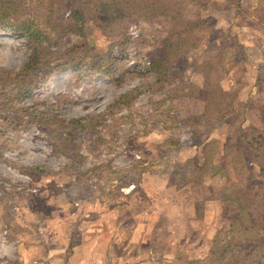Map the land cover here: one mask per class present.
<instances>
[{
	"label": "rangeland",
	"instance_id": "1",
	"mask_svg": "<svg viewBox=\"0 0 264 264\" xmlns=\"http://www.w3.org/2000/svg\"><path fill=\"white\" fill-rule=\"evenodd\" d=\"M89 1L0 7L19 22L54 11L52 25L74 26L72 10ZM216 1L195 8L210 36L177 61L160 45L165 18L125 11L98 16L101 28L88 18L62 41L93 44L87 61L30 95L6 84L27 59V38L0 32V264L69 260L83 233L98 231L102 245L111 228L104 264H264V0ZM220 53L223 86L239 96L217 123L189 92L207 91L216 70L201 66ZM156 61L168 68L161 81Z\"/></svg>",
	"mask_w": 264,
	"mask_h": 264
},
{
	"label": "trees",
	"instance_id": "2",
	"mask_svg": "<svg viewBox=\"0 0 264 264\" xmlns=\"http://www.w3.org/2000/svg\"><path fill=\"white\" fill-rule=\"evenodd\" d=\"M111 1L114 2L113 5ZM116 2V3H115ZM119 4H118V3ZM216 0H92L85 2L84 7H76L72 10V20L74 26L66 23L51 24L54 11L45 13L43 22L35 20H26L19 22L13 18L10 8L0 7V32L9 33L14 37H25L29 46V54L25 63L17 70L11 71L6 84L10 86V92L17 94L30 95L35 89L40 88L42 83L46 81L56 70L67 64H80L81 61L91 55L93 44L84 43L82 46L75 43L65 42L63 39L70 32L71 28H75L82 34L86 31L87 19L94 18V23L101 28V19L98 16L110 17L120 16L126 11L130 16L140 14L145 17L158 18L162 17L170 22L169 30L165 37L160 41V45L165 56L170 60H178L187 56L190 52L197 50L203 41L208 39L212 27L208 18L198 15L197 9L200 7L210 6ZM94 13V14H93ZM105 22V21H103ZM209 23V24H208ZM42 24V25H41ZM54 33V37H53ZM86 42V41H85ZM67 43V44H66ZM63 44V45H62ZM66 44V45H65ZM85 54L81 56L83 49ZM223 53L212 57L208 56L201 66L206 74L215 69L213 76H206L205 85L206 92H199V88L194 85L190 89L189 98L202 94L204 96V109L202 119L211 120L216 117V122L220 123L226 117L223 115L225 111L230 110L239 96V92L225 89L223 86L224 77L220 72L221 58ZM90 58V57H89ZM157 80H163L168 71L166 64L157 62L150 68ZM212 81V82H211ZM130 93V92H128ZM125 93V94H128ZM122 95L125 97L127 95ZM129 95V94H128ZM186 96V95H185ZM8 97V96H7ZM217 113V115H215ZM231 169H229L230 171ZM245 183H253L254 177L251 175V169L247 168ZM194 172L201 173L203 168H195ZM200 264L199 262H196Z\"/></svg>",
	"mask_w": 264,
	"mask_h": 264
},
{
	"label": "crops",
	"instance_id": "3",
	"mask_svg": "<svg viewBox=\"0 0 264 264\" xmlns=\"http://www.w3.org/2000/svg\"><path fill=\"white\" fill-rule=\"evenodd\" d=\"M93 230H87V232L83 233V240L75 245V247L70 248L72 250L71 255L73 256L68 260V257H64L62 261L56 260L53 258L49 264H104V257H107L108 252L112 249L116 238L113 237L112 232L114 228L108 229V235H112V237L108 238V240L104 241V244L101 245L102 235L96 231L93 233ZM92 234H88V233ZM113 238V239H112ZM115 238V239H114ZM130 244L133 246L142 245L145 246L144 239L141 242L138 237L130 238ZM100 245V246H99ZM102 246V251L104 252L103 255L100 254L99 249ZM53 257V256H52Z\"/></svg>",
	"mask_w": 264,
	"mask_h": 264
}]
</instances>
